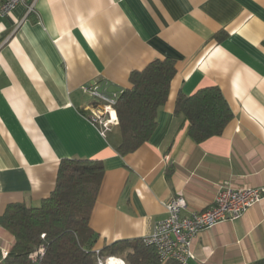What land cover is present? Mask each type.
Wrapping results in <instances>:
<instances>
[{"label":"crops","instance_id":"obj_1","mask_svg":"<svg viewBox=\"0 0 264 264\" xmlns=\"http://www.w3.org/2000/svg\"><path fill=\"white\" fill-rule=\"evenodd\" d=\"M165 58L177 73L158 125L121 155L119 124L99 134L83 87L131 88L132 71ZM208 86L234 116L198 143L176 106ZM62 159L104 163L89 222L96 250L152 233L171 197H185L188 215L211 206L224 182L264 187V0H26L0 16V217L49 197ZM13 243L0 225V261ZM193 248L189 264H264V199L200 231Z\"/></svg>","mask_w":264,"mask_h":264},{"label":"trees","instance_id":"obj_2","mask_svg":"<svg viewBox=\"0 0 264 264\" xmlns=\"http://www.w3.org/2000/svg\"><path fill=\"white\" fill-rule=\"evenodd\" d=\"M176 73V61L171 58L155 59L131 72L132 87L124 89L117 104L118 153L134 152L149 141ZM176 114L189 122V135L198 143L221 135L234 116L219 86L180 96ZM104 172L100 160L62 159L49 197L38 206L9 204L0 225L13 235L14 243L0 264H34L32 255L41 247L44 254L37 264H98L99 256H121L127 264H161L156 248L143 238L118 240L99 251L94 249L96 235L89 222Z\"/></svg>","mask_w":264,"mask_h":264},{"label":"built area","instance_id":"obj_3","mask_svg":"<svg viewBox=\"0 0 264 264\" xmlns=\"http://www.w3.org/2000/svg\"><path fill=\"white\" fill-rule=\"evenodd\" d=\"M26 0H0V16L8 15L17 5ZM34 9L33 5L28 7ZM92 99L85 106L88 121L96 128L102 137H107L119 124L117 104L120 91H110L107 84L93 81L83 87ZM264 199V187L237 188L230 182L219 185L214 203L202 211H192L185 215L187 201L183 196L171 197L166 202L167 216L156 222L152 233L143 237L147 245L156 248L161 264L178 262L189 264L196 258L194 242L200 231L211 228L227 220H237L255 204ZM99 251V250H97ZM44 254L41 247L32 255L34 264ZM116 256H99L98 264H111ZM122 264H127L125 259Z\"/></svg>","mask_w":264,"mask_h":264},{"label":"bare ground","instance_id":"obj_4","mask_svg":"<svg viewBox=\"0 0 264 264\" xmlns=\"http://www.w3.org/2000/svg\"><path fill=\"white\" fill-rule=\"evenodd\" d=\"M111 264H122V260L120 258L119 259H113V261H111Z\"/></svg>","mask_w":264,"mask_h":264},{"label":"rangeland","instance_id":"obj_5","mask_svg":"<svg viewBox=\"0 0 264 264\" xmlns=\"http://www.w3.org/2000/svg\"><path fill=\"white\" fill-rule=\"evenodd\" d=\"M113 257H114V256H113ZM116 257H120V258L124 259V258H123V257H121V256H116ZM111 261H113V259H112ZM111 261H110V262H111Z\"/></svg>","mask_w":264,"mask_h":264}]
</instances>
